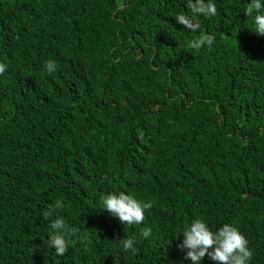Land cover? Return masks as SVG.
I'll return each instance as SVG.
<instances>
[{"label": "trees", "instance_id": "obj_1", "mask_svg": "<svg viewBox=\"0 0 264 264\" xmlns=\"http://www.w3.org/2000/svg\"><path fill=\"white\" fill-rule=\"evenodd\" d=\"M249 2L215 0L189 32L175 16L192 0H0V264H187L174 252L194 217L239 228L264 264V36ZM201 34L213 44L189 49ZM120 192L150 203L141 224L98 208Z\"/></svg>", "mask_w": 264, "mask_h": 264}, {"label": "clouds", "instance_id": "obj_2", "mask_svg": "<svg viewBox=\"0 0 264 264\" xmlns=\"http://www.w3.org/2000/svg\"><path fill=\"white\" fill-rule=\"evenodd\" d=\"M246 15L251 17L252 32L264 36V0H250L244 9ZM217 13L215 0H192L190 12H178L175 22L186 31H196L199 25L195 17L211 18ZM253 13H255L253 15ZM215 37L212 34H201L198 38L187 41L186 46L192 50L211 46ZM48 73L55 71V62L46 61L44 65ZM4 66L0 65V72ZM149 202H142L132 195L120 192L107 193L100 197L99 209L106 210L112 217L117 218L126 225H139L145 219V210L150 207ZM62 207L57 201L55 209ZM44 218L52 215V210H45ZM48 247L54 249L56 255H63L66 251L68 237L71 233L69 226L62 217H56L50 222ZM151 229L144 228L142 235L148 237ZM182 240L179 241V252H174L178 262L182 257L187 264H249L252 252L248 246L249 239L243 231L231 224H224L213 231L203 218L194 217L181 229ZM132 239L121 241L124 252L135 253ZM207 256L208 258H204ZM178 264H180L178 262Z\"/></svg>", "mask_w": 264, "mask_h": 264}, {"label": "water", "instance_id": "obj_3", "mask_svg": "<svg viewBox=\"0 0 264 264\" xmlns=\"http://www.w3.org/2000/svg\"><path fill=\"white\" fill-rule=\"evenodd\" d=\"M232 225V224H231ZM222 226V225H221ZM232 226H234V225H232Z\"/></svg>", "mask_w": 264, "mask_h": 264}]
</instances>
